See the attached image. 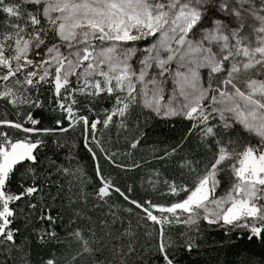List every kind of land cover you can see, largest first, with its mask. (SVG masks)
Returning <instances> with one entry per match:
<instances>
[{"label": "snow or ice", "instance_id": "6c2138e0", "mask_svg": "<svg viewBox=\"0 0 264 264\" xmlns=\"http://www.w3.org/2000/svg\"><path fill=\"white\" fill-rule=\"evenodd\" d=\"M0 12L7 14L0 21L5 29L0 31V102L15 110V118L9 110L0 112V254L22 251L20 228L13 227L19 217L25 224L38 222L35 240L46 244L58 239L56 226L68 215L77 225L70 235L82 247L73 264L81 259L130 264L140 221L149 236L148 222L157 228L156 252L164 264H174L165 238L166 226L173 224L198 228L205 221L264 240V0H0ZM149 37L155 38L151 44L135 45ZM43 90L51 92L52 128L39 127L33 115L45 107ZM105 95L114 103L101 115L95 104ZM138 105L162 118L193 121L189 134L198 130L200 142L214 150L210 167L191 184L163 181L165 195L184 194L171 203L131 199L103 175L99 163L95 200L82 188L71 195L81 169L42 155L46 138L81 127L93 160L98 161L99 149L115 164L116 153L98 134L110 127L126 130ZM139 143L133 140L130 148ZM53 144L66 146L58 139ZM176 152L173 148L159 159ZM195 164L184 158L179 167L191 173ZM223 174L229 184L218 195ZM14 180L17 191L11 188ZM113 192L133 206L130 215L139 210L135 227L131 221L125 226L113 210ZM192 246L187 244L189 251ZM43 264L57 262L49 258Z\"/></svg>", "mask_w": 264, "mask_h": 264}, {"label": "trees", "instance_id": "16d2710c", "mask_svg": "<svg viewBox=\"0 0 264 264\" xmlns=\"http://www.w3.org/2000/svg\"><path fill=\"white\" fill-rule=\"evenodd\" d=\"M6 15L0 12V21L4 20ZM3 30L5 29L0 28V31ZM40 95L45 107L34 109L33 115L41 121L39 127L52 128L55 126L56 114L49 111L47 107L51 92L43 90ZM113 103V98L106 95L99 98L95 104L96 113L102 115L103 110L110 109ZM5 110H9L10 118H15V110H11L10 106H7L6 109L4 102H0V112ZM24 111L27 109H22V112ZM192 124L193 121L184 119L182 116L162 118L151 110L138 105L132 110L126 130L110 127L98 134L105 148L116 153L115 164L100 154L99 149H96L98 161L93 160L91 153L85 147L81 127L68 133L46 138L48 146L43 150L42 155H47L55 159L58 164L70 166L74 170L81 169V172L77 173L78 178L72 181L71 195L73 196L78 193V189L82 188L89 194L90 201L95 200L93 194L100 186V180L96 175V164L99 163L103 175L110 177L112 182L125 191L131 199H151L160 204L171 203L182 198L184 194L181 193L180 197L165 195L167 185L163 181L175 180L177 183L191 184L197 175L203 174L214 161V150L200 142L198 130L189 134ZM240 134H242V130L237 126V135ZM17 135L23 136V133H17ZM244 135L246 136V134ZM57 139L61 144L66 142V146L55 148L53 141ZM135 139H139L140 143L135 149H132L130 143ZM173 148H177L174 155L163 160L159 159ZM184 158L196 162L195 172L190 173L187 169L179 167ZM117 165L128 167H118ZM133 165H139V167H132ZM157 174L159 178L154 179ZM223 175L224 179L218 189L219 194H224L229 184L228 175ZM150 181H154V183ZM11 188L13 191L18 190L15 180ZM129 189L131 191H128ZM64 204H67V200L64 201ZM110 204L114 206L113 210L120 218L125 221V226L128 221H131L135 227L136 212L139 210L134 209L130 215L127 209L133 208V206L116 192H113ZM63 206L62 204L56 205L59 208ZM90 207L91 203H89ZM90 214L95 218V213ZM140 223L141 227L137 229L138 238L135 241L137 253L128 258L130 264H164L156 252L157 228L148 222V230L152 232V235L149 236L143 226L144 222L140 221ZM37 224L38 222L25 224L23 217H19L13 227L20 228L17 243L21 245L22 251L12 252L10 256L0 254V261L7 260L8 264H24V259H26L28 264H43L45 260L53 258L57 264H73L72 257L82 251V247L80 242L70 235L77 225L71 222L69 216L65 215L56 226L58 239L46 244H40L35 240L33 227ZM117 226L119 227V225ZM248 236L249 232L245 229L229 231L227 228L210 226L205 221L200 222L198 228L173 224L166 226L165 230V238L171 245L169 252L174 259V264H264V240L259 238L249 240ZM188 243L193 245L190 251L187 248ZM25 254L27 255L25 256ZM79 264H90V261L81 259Z\"/></svg>", "mask_w": 264, "mask_h": 264}, {"label": "rangeland", "instance_id": "374dc122", "mask_svg": "<svg viewBox=\"0 0 264 264\" xmlns=\"http://www.w3.org/2000/svg\"><path fill=\"white\" fill-rule=\"evenodd\" d=\"M258 3H259V0H257V4H258ZM250 23H254V22L250 21ZM154 39H155L154 37H149V38L146 39V40H141V41H137V42H135V45H136L137 47L143 48L145 45L151 44L152 41H153ZM138 59H139V54L137 55L136 58H133V60L131 61L133 67H138V63H137ZM201 75H202V78H206V76H207V70H206V69H201ZM171 89H172V83H171V81H170V82L168 83V85H166L165 100L168 99V97H169V95H170V93H171ZM175 117H176V116H175ZM218 189H219V188H218ZM218 189H217V194H218V195H223V194H219V193H218ZM201 222H202V221H201Z\"/></svg>", "mask_w": 264, "mask_h": 264}]
</instances>
